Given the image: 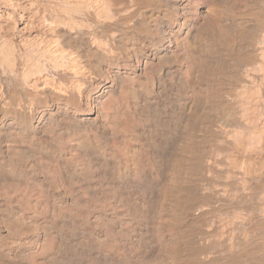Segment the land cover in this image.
<instances>
[{"label":"bare ground","instance_id":"1","mask_svg":"<svg viewBox=\"0 0 264 264\" xmlns=\"http://www.w3.org/2000/svg\"><path fill=\"white\" fill-rule=\"evenodd\" d=\"M156 80L166 99L172 91L166 123ZM0 117L11 140L0 145V190L31 186L12 161L46 154L37 129L77 150L57 170L77 200L90 182L108 189L88 214L77 202L55 222L44 216L27 264L57 251V264H264V0H0ZM150 117L164 133L132 151ZM114 218L145 227L138 246L122 247Z\"/></svg>","mask_w":264,"mask_h":264},{"label":"rangeland","instance_id":"2","mask_svg":"<svg viewBox=\"0 0 264 264\" xmlns=\"http://www.w3.org/2000/svg\"><path fill=\"white\" fill-rule=\"evenodd\" d=\"M102 69H104L105 70V66H103L102 67ZM104 70H102V71H104ZM100 77V76H99ZM102 77H103V75L101 76V78H100V80L99 81H101L102 80ZM105 83V82H104ZM107 83V82H106ZM158 84V85H157ZM154 91H155V93H154V100L156 99V101H157V103H158V105L160 106H162V111L160 112L161 114H159L160 115V119H161V122H167V120H168V122L169 121H172V120H170V119H172V117H173V107H172V105L170 104V102L172 101V99H173V97L171 96L172 95V91H171V88H169V87H167V91L169 92L168 93V97H170V99H166L165 97H164V94L159 90V81H155V83H154ZM169 89V90H168ZM100 90H101V88H100ZM100 90H97L96 91V93H94V94H97V92H99ZM158 92V93H157ZM163 94V95H162ZM170 95V96H169ZM159 98H158V97ZM161 97H163V98H161ZM158 98V99H157ZM161 98V99H160ZM160 99V100H159ZM163 99V100H162ZM9 97L7 98V102L9 103ZM84 101H85V99H83L82 100V109L83 110H85V107H86V104H87V101H85V103H84ZM162 101V102H161ZM92 103H93V100H92ZM10 104H11V102H10ZM165 105V106H164ZM171 105V106H170ZM172 107V108H171ZM17 108V107H16ZM91 108H93L94 109V105H92V107H90L88 110H90ZM166 108V109H165ZM165 109V110H164ZM166 111V112H165ZM92 112V111H91ZM165 113V114H164ZM167 113V114H166ZM170 113H172V114H170ZM162 114H164V115H162ZM170 114V115H169ZM162 115V116H161ZM172 115V116H171ZM93 116H94V113H93ZM170 117V118H169ZM167 118V119H166ZM0 119H2L1 117H0ZM152 120V121H151ZM155 119L153 118V117H150V118H148L147 119V121L146 122H148V125L147 126H145V128L144 129H142L141 131L143 132V130H144V132H143V134H142V132L141 133H139V134H141V135H139V137H140V140H135V139H133L132 141H131V143H130V149L132 150V151H135V150H138L139 148H144V146L147 144V145H149L148 144V140H149V138H150V136H154V137H158L159 135H161V132H160V130H161V125H159L158 124V126H157V123L154 121ZM71 120H69V122H70ZM71 122H73V121H71ZM155 122V123H154ZM153 123V124H152ZM152 124V125H151ZM154 124H156V125H154ZM2 125V124H1ZM0 125V145H4V152H7L6 151V149L8 148V146H9V143H10V139L8 138V135L5 133V131H4V129H3V127L4 126H1ZM155 126V127H154ZM150 127L152 128L151 129V131H150ZM156 127H160L159 129L158 128H156ZM148 128V129H147ZM156 130H155V129ZM3 130V131H2ZM105 130V131H104ZM146 130H148V131H146ZM155 130V131H154ZM42 132V133H41ZM101 132H102V139H103V141L104 142H106L105 144L107 145V146H109V145H111V143L113 142V141H115L116 139L112 136V133L107 129H102L101 130ZM153 132V133H152ZM34 133H35V140H39V142H42L43 144H45V145H47V150H46V154L45 155H38L35 159H37V160H34V159H32V160H30L29 161V159H23L22 160V158H20L18 155L16 156V154H15V156H13V157H15L14 158V160L12 161L13 162V164L16 166V168H18V169H15V172H16V174H25L24 175V177H25V179H27L28 180V182H30L31 183V186L30 185H27V184H25V185H22L21 187L20 186H17L16 188H14V189H8V188H4L3 190H0V202H1V206H2V208L0 207V209L2 210V212L0 211V216H2V217H0V218H4V225H1L0 224V233L2 234V236H4V240H3V238L0 236V257L2 258H0V264H27V259L25 258L26 257V254H25V250H27L28 249V247H31V246H33V245H36L38 242V240L40 239V236H41V233H43L44 231H43V229H42V227H43V225H42V223H43V221L42 220H44V216H45V218L46 217H49L52 221L54 220V222L56 221V214L57 213H59V211H60V209H62L63 207H66L65 205H70L71 207H74V208H76L77 206H78V204L80 203V205L77 207V208H79L80 210H81V212H85V213H89L90 211H92V210H88L89 209V207H86L87 205H88V203L89 204H91V203H96L97 205H100L101 203H99V202H101V199L103 198V196H105L107 193H108V189H106V188H104L103 189V185L101 184V183H94V182H90L89 184H88V189L89 190H87L86 191V194L88 195V199L86 198V196L84 197L85 199H83V202L81 203L79 200H77L76 198H79V196H77V194H76V192L74 193L73 191V189L70 187H68V185H67V183L65 182V180H64V178L63 177H61V174H60V172H57V170L58 171H60L58 168V166L60 165V162L62 163L63 161L65 162H67V161H69L71 158H72V156L73 155H75L76 153H77V150L75 149V148H73V147H69V146H67V145H65L64 143H62L61 144V142L59 141V140H55V142L54 141H51L50 139H49V137H48V135H47V133L46 132H43V130H40V129H37V131L35 132L34 131ZM39 133V134H38ZM44 133V134H43ZM150 135H148V134ZM152 133V134H151ZM157 133V134H156ZM164 132H162V134H163ZM43 134V135H42ZM147 134V135H146ZM37 135H40V136H37ZM105 135H107V136H105ZM111 135V136H110ZM143 135H145V136H143ZM156 135V136H155ZM147 136V137H146ZM41 137V138H40ZM47 137V138H46ZM107 137V138H106ZM40 138V139H39ZM146 138V139H145ZM43 139H45V140H43ZM46 139H49L48 141L46 140ZM111 139V140H110ZM5 140V141H4ZM42 140V141H41ZM4 141V142H3ZM45 141V142H44ZM56 141H58V143H60V144H56ZM143 141H145L144 143H143ZM51 142V143H50ZM147 142V143H146ZM48 143V144H47ZM135 143V144H134ZM54 146H53V145ZM134 145H137L136 147L134 146ZM53 146V147H52ZM106 146V147H107ZM132 146H133V148H132ZM58 147V148H57ZM72 148V149H71ZM138 148V149H137ZM50 149V150H49ZM59 149V150H58ZM57 150V151H56ZM48 151L50 152V153H48ZM56 151V152H55ZM73 151V152H72ZM75 151V152H74ZM69 152V153H68ZM109 152H111V151H109ZM155 152H157L156 150L155 151H153V157L156 159V161L158 160V161H161V162H165L166 161V159H167V157L165 156V155H161V154H157V153H155ZM57 153V154H56ZM59 153V154H58ZM51 154H53V155H51ZM58 155V156H57ZM60 155H62V156H60ZM18 157V158H17ZM49 158V159H47V158ZM59 157H60V159H59ZM62 157H64V158H62ZM164 157V158H163ZM166 157V158H165ZM47 160V162L45 161V159ZM58 160H57V159ZM61 158H62V160H61ZM67 158V159H66ZM69 158V159H68ZM16 159L18 160V161H16ZM20 159V160H19ZM26 160V161H25ZM41 160V161H40ZM15 161V162H14ZM22 161V162H21ZM38 163H37V162ZM53 161V162H52ZM21 162V163H20ZM24 162H25V164H24ZM27 162V163H26ZM30 162V163H29ZM39 162H41V163H39ZM16 163H18V165L16 164ZM31 163H33V164H31ZM43 163V164H42ZM45 163V164H44ZM51 163V164H50ZM54 163V164H53ZM24 164V165H23ZM40 164V165H39ZM48 164V165H47ZM23 166V167H22ZM24 166H26V167H24ZM33 166V167H32ZM21 167V168H20ZM28 167H30V168H28ZM20 168V169H19ZM23 168V169H22ZM27 168V169H26ZM26 169V170H25ZM52 169H53V171H52ZM28 170V171H27ZM56 170V171H55ZM21 171V172H20ZM20 172V173H19ZM25 172V173H24ZM56 174V175H55ZM28 175V176H27ZM5 177H8V176H5ZM146 178H147V180H146ZM50 179V180H49ZM152 178L149 176V175H145L144 177H143V180H142V190L144 189V190H147V189H149V187H150V184H151V182H152V180H151ZM39 180V181H38ZM41 180V181H40ZM151 180V181H150ZM43 181V182H42ZM64 181V182H63ZM65 183H66V185H65ZM90 184H92V187H91V185ZM98 184V185H97ZM148 184V185H147ZM27 185V186H26ZM38 185V186H37ZM65 185V186H64ZM94 185V186H93ZM99 186L100 187V190H98L99 188H97V186ZM35 188H34V187ZM96 186V187H95ZM29 187H32V188H29ZM66 187V188H65ZM95 187V188H94ZM20 188H21V191H20ZM48 188V189H47ZM97 188V189H96ZM67 189H69V191H71L70 193H69V191L67 190ZM103 189V190H102ZM6 190H8V193L6 192ZM11 190V192H9ZM17 190V191H16ZM43 190V191H42ZM73 190V191H72ZM97 190V191H96ZM28 191V192H27ZM43 193H42V192ZM91 191V192H90ZM96 191V192H95ZM103 191H105V193H101V192ZM40 192V193H39ZM95 192V193H94ZM32 193V194H31ZM46 193H48L47 195H46ZM74 193V194H73ZM40 194V195H39ZM50 194V195H49ZM65 194V195H64ZM70 194V195H69ZM73 194V195H72ZM76 194V198H75V195ZM100 194V195H99ZM105 194V195H104ZM10 195H12L11 196V198H9L10 197ZM44 195V196H43ZM46 195V196H45ZM67 195H68V197L70 196V198H68L67 197ZM14 196V197H13ZM49 196V197H48ZM53 196V197H52ZM6 197V198H5ZM4 198V199H3ZM68 198V199H67ZM133 198H134V200H136L137 202L140 200V198H141V194H139V195H134L133 196ZM12 199H14V200H12ZM45 199V200H44ZM52 199H53V201H52ZM70 199V200H69ZM97 199V201H95ZM4 200V201H3ZM5 200H7V202L5 201ZM75 200V201H74ZM77 200V201H76ZM87 202H86V201ZM9 201V202H8ZM49 201H51V202H49ZM57 201V202H56ZM68 201H70V202H68ZM90 201H91V203H90ZM5 202V203H4ZM61 202V203H60ZM62 202H64V203H62ZM69 204H68V203ZM76 202V203H75ZM77 202H79V203H77ZM14 203V204H13ZM66 203V204H65ZM4 206H3V205ZM50 204V205H49ZM55 204L57 205V206H55ZM59 204V205H58ZM60 204H62V205H60ZM72 204H73V206H72ZM82 204V205H81ZM84 204V205H83ZM86 204V205H85ZM131 202H129L128 204H120V209H122V210H118L119 212H121V211H127V212H129L130 210H127L129 207H132L131 206ZM6 205V206H5ZM29 205V206H28ZM34 205V206H33ZM51 205H53V206H51ZM64 205V206H63ZM60 206V207H59ZM85 206V207H84ZM129 206V207H128ZM52 207V208H51ZM40 208V209H39ZM59 208V209H58ZM87 208V209H86ZM24 211H23V210ZM58 209V210H57ZM85 209V210H84ZM123 209H126V210H123ZM57 210V211H56ZM88 210V211H87ZM6 211H8L7 212V216H6ZM18 211H20V212H18ZM21 211H23V212H21ZM43 211V212H42ZM133 211V210H132ZM18 213V214H17ZM22 213V214H21ZM24 213V214H23ZM26 213V214H25ZM34 215H33V214ZM38 213V214H37ZM173 213L174 212H172V211H166V213H165V219H168L170 216H172L173 215ZM33 216H32V215ZM37 214V215H36ZM51 214V215H50ZM13 215V216H12ZM27 215H31L32 217H31V219L34 221H32V222H29V223H31L30 225H28L29 223H26L25 225L23 224V221H21L22 219H20L21 218V216H27ZM48 215V216H47ZM37 216V217H36ZM53 216V217H52ZM168 216V217H167ZM9 217V218H8ZM40 217V218H39ZM90 219L88 220V223H90V224H88V223H84L83 225H86L85 227H87V226H89V225H91V226H93L91 223H94L95 221H96V217H97V215L95 214V215H90ZM6 218H8V219H6ZM53 218V219H52ZM92 219V220H91ZM40 220V221H39ZM6 221V222H5ZM13 221H14V224H13ZM38 222V224H37V222ZM91 221V222H90ZM118 222V220L116 219V218H114L113 220H112V226H110L109 228L111 229V232H112V234L115 236V237H117V238H119L120 239V241H121V245H122V247H124V246H126V247H133V246H138V239H140V237H142V235L144 234V229H145V227L143 226V225H140L139 223H136V222H134L136 225L134 226V225H130L128 222H127V220H126V222H125V220H123V222L122 221H120V222H118V224H117V222ZM125 222V223H124ZM10 223V224H9ZM40 223V224H39ZM8 225V227L6 226V225ZM16 224V225H15ZM38 225V227L36 226V225ZM21 225V226H20ZM16 226H17V228H16ZM24 226V227H23ZM33 226H35L36 228H34ZM90 226V227H91ZM167 226V225H166ZM6 227V228H5ZM32 227V228H31ZM142 227V228H141ZM17 230H16V229ZM21 228V229H20ZM118 228H120V229H118ZM179 228V229H178ZM184 228V226L183 225H177L176 227H175V230H180V229H183ZM12 229V230H11ZM33 229V230H32ZM125 231H124V230ZM133 229V230H132ZM11 230V231H10ZM19 230V231H18ZM25 230V231H24ZM35 230H37V231H35ZM116 230V231H115ZM136 230V231H135ZM138 230H140V231H138ZM10 231V232H9ZM18 231V232H17ZM34 231V232H33ZM120 231H122V232H120ZM143 231V232H142ZM20 232H22V233H20ZM25 232V233H24ZM29 234H28V233ZM38 233V235H37V233ZM41 232V233H40ZM116 232H117V234H116ZM33 233V234H32ZM115 233V234H114ZM142 233V234H141ZM169 233V231H168V226L166 227V230H165V232H164V235H163V237L166 239V238H168V234ZM28 234V235H27ZM96 234V233H95ZM24 235V236H23ZM98 236H101V234H97ZM22 236V237H21ZM30 236V237H29ZM39 236V237H38ZM12 237H13V239H12ZM21 237V238H20ZM125 237H127V239L125 240ZM20 238V239H19ZM37 238H38V240H37ZM122 238V239H121ZM129 238H131V239H129ZM135 238H137V240L135 239ZM6 239V240H5ZM7 239H9V240H7ZM11 239V240H10ZM31 239V240H30ZM10 241V242H9ZM18 241H20V242H18ZM28 241V242H27ZM30 241V242H29ZM35 241V242H34ZM9 242V243H8ZM123 242V243H122ZM65 243V244H64ZM14 244H16V245H14ZM136 244V245H135ZM14 245V246H13ZM20 245V246H19ZM64 245V246H63ZM63 246V247H62ZM58 248H57V250H61L62 252L64 251V252H67V248H70L69 246H68V243H67V240L66 239H64V238H62V241H61V239L59 240V243H58V246H57ZM61 247V248H60ZM22 248V249H21ZM4 249V250H3ZM1 251H3V252H1ZM6 251V252H5ZM22 251V252H21ZM24 252V253H23ZM8 255H9V257H8ZM16 255V256H15ZM61 255V256H60ZM65 254H60V252L59 251H57L55 254H54V256H55V258H53V257H51V258H47L46 260H44V262L46 263V264H57V263H60V262H62V260H63V257H65L64 256ZM12 256V257H11ZM20 256V257H19ZM17 257V258H16ZM59 257H62V258H59ZM21 258V259H20ZM23 258H25L24 260H23ZM59 258V259H58ZM17 259V260H16ZM19 259V260H18ZM61 259V260H60ZM15 260V261H14ZM23 261V262H22ZM3 262V263H2Z\"/></svg>","mask_w":264,"mask_h":264}]
</instances>
